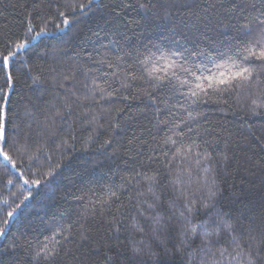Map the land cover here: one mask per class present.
Returning a JSON list of instances; mask_svg holds the SVG:
<instances>
[{"label":"trees","instance_id":"obj_1","mask_svg":"<svg viewBox=\"0 0 264 264\" xmlns=\"http://www.w3.org/2000/svg\"><path fill=\"white\" fill-rule=\"evenodd\" d=\"M80 4L0 0V60L47 32L0 64V264H153L132 249L188 207L213 246L172 264H264V0Z\"/></svg>","mask_w":264,"mask_h":264},{"label":"snow or ice","instance_id":"obj_2","mask_svg":"<svg viewBox=\"0 0 264 264\" xmlns=\"http://www.w3.org/2000/svg\"><path fill=\"white\" fill-rule=\"evenodd\" d=\"M93 3V0H87V4H80L79 8L81 11L85 9H90L91 5ZM199 5H197L198 7ZM141 8L144 7L143 4L140 5ZM211 7H215V4H213ZM233 8H236L237 6L234 4L232 5ZM250 7L255 8L256 4L252 3L250 4ZM75 11V9H73ZM207 11V9H205ZM63 15V14H61ZM245 23L241 26L242 31H247L250 29V25L252 23V20L249 19V17L245 16ZM256 22H258L262 27L261 31H264V11L260 12V15L255 18ZM65 25L69 23L67 19L63 21ZM63 29H61L62 31ZM29 32L32 31L31 28L28 30ZM46 29H42L39 32H36L35 35H31L28 39L22 40L19 44L16 45V52H9L7 55H4L2 60H0V64H3L5 68H8L10 66V60L16 56V53L25 49L28 47V45L35 41L39 36L46 35ZM257 45H259V41L257 42ZM256 46H249L245 47L243 49L244 52H246L248 55L244 58L250 59L255 58L259 60H264V45L259 46V50H255ZM173 55H179V53H173ZM251 75L250 69L243 68L237 73H235L234 77H230L231 79H248ZM7 80L9 84L12 82V74L9 72L7 74ZM213 81H215V78H213ZM229 81L220 80L221 84L228 83ZM209 88L213 87V84L208 85ZM197 89H199L201 92H206V89L202 84H197ZM192 96L198 97L199 93L196 90H193L191 93ZM0 142H3V144H7V116L5 110L0 107ZM175 143V141H173ZM3 144H0V158H2L5 162H10L11 157L8 155L7 152L4 151ZM12 167L15 168L16 165L12 164ZM54 174V173H52ZM25 184L28 183V181H24ZM33 184H39L40 181H33ZM28 197H25V200H27ZM19 207V206H17ZM15 209L13 211H9L7 213V216L9 218L13 217L15 215ZM187 215H185L184 212H181L182 217V225L179 229H177L175 226L169 224L166 226H162L161 228H157L153 230V237L152 239L156 242H158V246H160L163 249V255L160 253L154 252L151 247L149 246L147 251L145 249H132L133 254L135 257H142V256H148L152 261L153 264H172L173 257L175 254H179L181 257H183L185 254H188L191 256L190 251V245L192 242V238L201 239V243L203 248L210 249L213 245L211 242L212 233L209 231L208 227L206 226V222H199L194 220V216L197 215L196 210L188 207L187 208ZM252 212L249 210V215L251 216ZM243 216V213L241 214ZM8 221H5V224H7ZM155 223L157 225H160L159 218L155 219ZM228 228L230 231L234 230L232 225H228ZM6 234V229L0 228V238L4 237ZM163 236V238H161ZM236 240V237H233V241ZM169 241H172V249L168 247ZM239 246V245H237ZM174 249V252H173ZM203 250V249H202ZM221 256H223V252L220 253ZM214 255V254H213ZM159 257V258H158ZM133 264H145V262L141 260H135L133 261ZM203 264V262H201ZM248 264H254L252 253L249 252V260Z\"/></svg>","mask_w":264,"mask_h":264}]
</instances>
